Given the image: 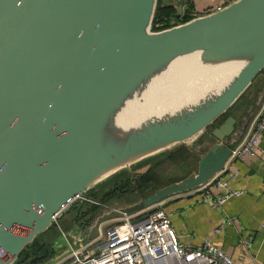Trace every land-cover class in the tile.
I'll return each mask as SVG.
<instances>
[{
  "label": "water",
  "instance_id": "1",
  "mask_svg": "<svg viewBox=\"0 0 264 264\" xmlns=\"http://www.w3.org/2000/svg\"><path fill=\"white\" fill-rule=\"evenodd\" d=\"M156 7L157 0H0V264H15L95 186L201 137L263 71L264 0H237L160 30ZM194 52L201 63L235 62L239 70L178 113L126 130L115 124L154 74ZM263 94L264 87L240 122L229 115L213 128L196 170L109 209L87 232L75 225L83 238L73 244L93 238L102 222L209 182Z\"/></svg>",
  "mask_w": 264,
  "mask_h": 264
},
{
  "label": "crops",
  "instance_id": "2",
  "mask_svg": "<svg viewBox=\"0 0 264 264\" xmlns=\"http://www.w3.org/2000/svg\"><path fill=\"white\" fill-rule=\"evenodd\" d=\"M185 1L190 11L198 16L223 7L226 0ZM158 2L162 6H171L177 10L182 0ZM260 76L254 83L253 91L249 93L251 96H246L245 101L234 108L236 113L232 116L239 122L257 92L264 87V75ZM200 138L185 146L192 147ZM208 138L207 134L202 143L195 146L197 151L202 147L207 151L213 143V140ZM260 148L259 155L251 159H230L225 168L216 175V180L228 181L230 188L242 190L241 195L228 199L221 207L201 201L206 194L215 195L222 191L221 188L213 186L171 195L160 202V207L168 214L180 243L199 247L208 242L231 257L236 264H264V131L261 135ZM205 152L199 155L198 160ZM229 173L235 174L234 177H230ZM81 228L85 232L89 230L85 226Z\"/></svg>",
  "mask_w": 264,
  "mask_h": 264
},
{
  "label": "built area",
  "instance_id": "3",
  "mask_svg": "<svg viewBox=\"0 0 264 264\" xmlns=\"http://www.w3.org/2000/svg\"><path fill=\"white\" fill-rule=\"evenodd\" d=\"M235 1L226 0L225 5ZM180 7V16L163 18L158 27L167 28L186 22V17H195L185 0ZM263 131L264 94L248 118L239 141L231 148L230 159H251L259 155ZM229 175L234 177L235 174ZM215 177L199 188L213 186L222 191L215 195L206 194L201 201L219 208L228 199L242 194V190L230 188L228 181L216 180ZM67 245L68 253L53 264H236L208 242L199 247L180 243L160 202L135 214L123 213L119 218L102 222L93 238Z\"/></svg>",
  "mask_w": 264,
  "mask_h": 264
},
{
  "label": "trees",
  "instance_id": "4",
  "mask_svg": "<svg viewBox=\"0 0 264 264\" xmlns=\"http://www.w3.org/2000/svg\"><path fill=\"white\" fill-rule=\"evenodd\" d=\"M175 14L176 9L174 7L162 6L157 0V7L153 19V29H163V27H158V23L162 21L163 18L174 17ZM188 19L189 18L186 17L184 20ZM260 75H264V69ZM247 90L243 94H246ZM243 94L224 115L212 126L207 128L200 140L192 147L182 145L173 151H166L160 155L146 159L138 163L131 171H122L101 183V185H99L100 192H96V188L89 190L85 195L86 199L78 201L79 205L75 207L74 223L79 227L85 226L90 228L97 217L107 212L109 209L130 206L140 201L141 198L149 196L156 189L185 177L166 178L165 176L169 170L175 169L174 167L184 171L183 168L191 161L198 162L199 155L205 152L206 148H201L197 151L195 146L202 143L207 134L210 138V133L213 128L220 125L229 115L233 114L232 111L243 97ZM143 167L146 168L140 170ZM189 173L190 172H187L186 175ZM39 236H36V238L22 250L15 264H43L54 255L51 248L45 242L40 241Z\"/></svg>",
  "mask_w": 264,
  "mask_h": 264
},
{
  "label": "bare ground",
  "instance_id": "5",
  "mask_svg": "<svg viewBox=\"0 0 264 264\" xmlns=\"http://www.w3.org/2000/svg\"><path fill=\"white\" fill-rule=\"evenodd\" d=\"M235 62L221 65L200 62L199 53L177 58L154 74L139 93L127 100L115 116L122 130L135 128L146 119H158L178 113L217 87V84L239 69Z\"/></svg>",
  "mask_w": 264,
  "mask_h": 264
},
{
  "label": "rangeland",
  "instance_id": "6",
  "mask_svg": "<svg viewBox=\"0 0 264 264\" xmlns=\"http://www.w3.org/2000/svg\"><path fill=\"white\" fill-rule=\"evenodd\" d=\"M260 77L261 76H258L257 79ZM254 83H256V80L248 88L249 90H247V93L243 94V97L236 104V107H238L241 103H243V101H245V99L247 97L251 96V94H249V93L253 91L254 85H255ZM251 87H252V89H250ZM254 100H255V98L252 100V102ZM234 110L232 111V113H236V111H234ZM237 111H239V109ZM238 116H239V114H238ZM205 139L207 142V138H205ZM208 140H210V138H208ZM188 145H191V143H188ZM207 145H208V142L205 144V146H207ZM137 164L132 165L130 168L133 169L134 167H136ZM196 167H197L196 161H191L188 165H186L183 168L184 171L182 169H176V167H174L175 169L169 170L165 177L166 178H169V177L170 178L171 177L179 178L182 176H186L187 172H191V171L196 170ZM131 169H130V171H131ZM96 189H97L96 192L101 191L99 186H97ZM80 200L81 199H79V200L75 201L73 204H71L70 207L63 213L61 218H59L56 222H54L46 231L42 232L43 234L40 233L37 235V236L40 235L39 236L40 241L45 242L51 248V250L54 252V255L51 256L48 260H46L44 263L50 261L53 258H56V256L65 252V250L67 248L66 241H67V243H71L72 245H74L72 242H74L77 237L83 238L82 231L79 228H77L75 226L77 224L74 223L75 207H77L79 205L78 201H80ZM104 228H105V226H104Z\"/></svg>",
  "mask_w": 264,
  "mask_h": 264
}]
</instances>
